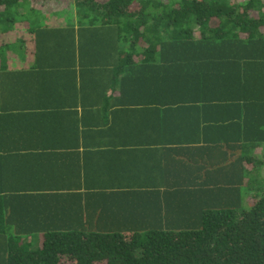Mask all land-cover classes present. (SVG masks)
Masks as SVG:
<instances>
[{"label":"crops","instance_id":"crops-1","mask_svg":"<svg viewBox=\"0 0 264 264\" xmlns=\"http://www.w3.org/2000/svg\"><path fill=\"white\" fill-rule=\"evenodd\" d=\"M38 23L63 45L55 57L36 64L28 42L15 52L16 40L4 42L12 47L0 69V234L37 233L41 218L62 225L74 217V228L90 218L92 227L99 209L108 232L165 230L186 216L184 202L199 204L204 188L218 185V168H238L242 154L251 158L241 162L244 183L254 179L264 127L249 134L253 121L246 129L232 107L204 99L125 96L127 69L79 68L72 52L88 20Z\"/></svg>","mask_w":264,"mask_h":264},{"label":"trees","instance_id":"trees-1","mask_svg":"<svg viewBox=\"0 0 264 264\" xmlns=\"http://www.w3.org/2000/svg\"><path fill=\"white\" fill-rule=\"evenodd\" d=\"M41 1L0 0V35L19 28L13 33L16 50L28 42L36 64L63 48L38 23L60 13L44 16L36 5ZM66 3L63 17L89 21L80 25L72 52L80 69H127L125 96L204 99L232 107L229 114L244 119L246 129L253 121L249 134L264 127V0ZM10 46L0 45V69H6ZM260 141L264 138L255 137V146ZM244 155L238 168L236 163L218 168V185L205 187L199 204L183 203L186 216L173 228L108 232L101 227L102 209L92 227L90 218L78 219L81 228L68 226L74 217L62 219V225L41 218L33 221L37 233L0 234V264H264V161L256 159L255 177L245 184L241 162L251 158Z\"/></svg>","mask_w":264,"mask_h":264},{"label":"rangeland","instance_id":"rangeland-1","mask_svg":"<svg viewBox=\"0 0 264 264\" xmlns=\"http://www.w3.org/2000/svg\"><path fill=\"white\" fill-rule=\"evenodd\" d=\"M67 0H42L41 2H38L36 5L37 7H39L40 10L43 11V15L44 16H50L53 17L52 14L54 13H60V17H63L65 15L64 10H66V3ZM98 2H102L105 0H97ZM6 36V37H2L0 38L3 42L6 41H14L15 36ZM17 45H15L14 48V52L17 51L16 50Z\"/></svg>","mask_w":264,"mask_h":264}]
</instances>
